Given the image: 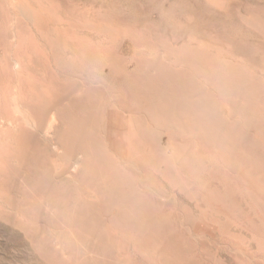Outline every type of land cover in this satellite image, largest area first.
Returning a JSON list of instances; mask_svg holds the SVG:
<instances>
[{"label": "rangeland", "instance_id": "rangeland-1", "mask_svg": "<svg viewBox=\"0 0 264 264\" xmlns=\"http://www.w3.org/2000/svg\"><path fill=\"white\" fill-rule=\"evenodd\" d=\"M256 1L0 0V264H172L173 252L115 223L122 209L108 204L105 186L123 176L133 181L125 191L161 204L179 264H264V0ZM132 75L172 93L194 87L205 117L209 97L210 137L206 126L184 131L183 115L171 126L156 119L144 97L127 95ZM125 117L137 120L124 148L138 173L115 151V121Z\"/></svg>", "mask_w": 264, "mask_h": 264}, {"label": "bare ground", "instance_id": "bare-ground-1", "mask_svg": "<svg viewBox=\"0 0 264 264\" xmlns=\"http://www.w3.org/2000/svg\"><path fill=\"white\" fill-rule=\"evenodd\" d=\"M256 1V0H255ZM258 1V0H257ZM256 1V2H257ZM261 3L263 2V0H259ZM258 1V2H259ZM260 3V4H261ZM263 4V3H262ZM256 5V4H255ZM264 5V4H263ZM222 6V5H221ZM239 10V9H238ZM240 11V10H239ZM238 11V12H239ZM215 13V12H214ZM244 13V12H243ZM239 14V13H238ZM243 15V14H242ZM255 49V48H254ZM244 50V49H243ZM252 52V51H250ZM255 54V53H254ZM259 54V53H258ZM251 57V56H250ZM135 75H132V77H129V79H127L125 82H124V85H125V89L127 91V95L131 98H134V97H137V96H141V97H144L147 102L145 105L146 108L150 111L153 112L155 118L159 119V120H164L166 123L168 122L171 125L174 124V122H178V119L181 115H183V117L187 120H189V122H186L184 124H187V126L183 125L182 126V129L184 131L186 130H190L191 128L190 127H195L197 126L199 129H203L204 126H206V128L209 130L208 131V135L210 137V128L212 127L213 125V121L211 119V112H210V100H209V97H208V108H207V114H206V117L203 116L204 114V110L202 109V106H201V101H197L198 103L197 104H194L192 102V99H191V95L194 94L195 92V89L194 87H190V86H186L183 84V92H180V91H177V93H172V92H168V91H165L163 89H161V87L158 86V84L156 85V87H151L150 85H148L147 83L143 84L142 82H137L135 81ZM138 78V77H137ZM98 80V78H97ZM158 86V87H157ZM96 89L94 88V91L96 90V93H95V96L97 97L98 96V83L96 82V85H95ZM101 88V87H100ZM181 90V89H180ZM182 91V90H181ZM86 92H89L86 91ZM103 92V91H102ZM93 93V91L91 92V94ZM200 93V92H199ZM101 94V93H100ZM88 95V94H87ZM90 95V93H89ZM155 95L156 97L155 98H152V96ZM195 96L197 95L196 93L194 94ZM193 95V96H194ZM204 95V94H202ZM91 96V95H90ZM89 96V97H90ZM87 97V96H86ZM99 97V96H98ZM140 97V98H141ZM183 97V99H182ZM139 98V99H140ZM143 98V99H144ZM95 99V98H94ZM196 99V98H195ZM91 100V98H90ZM135 100V99H134ZM116 101V100H115ZM127 101V100H126ZM126 101H123L126 102ZM118 102V101H117ZM128 102V101H127ZM131 102V101H130ZM139 103V101H137ZM145 102V100H144ZM99 103V102H98ZM88 104V103H87ZM97 105V104H96ZM125 105V104H123ZM134 105V104H133ZM99 106V105H98ZM196 106H197V109H196ZM97 106H95L96 108ZM84 108V106H83ZM141 108V107H140ZM144 109V107H142ZM129 109V112H130V108L128 107ZM133 109H137V108H133ZM137 111V110H136ZM226 111V110H225ZM139 112V111H138ZM142 112V111H141ZM144 113V112H143ZM148 113V111H147ZM151 113V112H150ZM137 114V113H136ZM146 114V113H145ZM140 115V113L138 114ZM142 115V114H141ZM144 115V114H143ZM142 115V116H143ZM132 116V115H131ZM120 117V116H119ZM134 118V117H133ZM144 118V117H143ZM146 118V117H145ZM144 118V119H145ZM138 119V118H137ZM234 119V118H233ZM236 119V118H235ZM234 119V120H235ZM115 120V119H114ZM130 120L132 121L130 123ZM146 120V119H145ZM133 121H137V120H134V119H131L128 117V120L127 118L125 117L124 119L121 118L120 119H117L115 121V125H114V128L116 129L115 131V134L117 136V139H116V143H117V146H116V149L115 151L118 153V155H120L121 159H122V163H124V165H127L128 168H130L132 171H137L135 173H138L140 172L138 167L136 166L137 164H135L133 162V157H130L132 155H128V151H125V148H124V140H125V137L127 136L128 133H130V130L132 129L131 126H133ZM53 122V120L51 121ZM51 122H50V125H51ZM227 122V121H226ZM127 123V124H126ZM140 123V122H139ZM223 124V123H221ZM226 125V124H225ZM142 126V125H141ZM146 126V125H145ZM152 126V125H151ZM220 126V125H218ZM230 126V125H229ZM143 127V126H142ZM141 127V128H142ZM148 127V126H147ZM150 127V126H149ZM179 127H181V125H179ZM178 127V128H179ZM222 127H224V125H222ZM227 127V126H226ZM130 128V129H129ZM153 128V127H152ZM177 128V127H176ZM196 128V127H195ZM228 128V127H227ZM230 128V127H229ZM228 128V129H229ZM50 129V128H49ZM147 129V128H145ZM151 129V128H150ZM149 129V131H150ZM154 129V128H153ZM141 130V129H139ZM148 130V129H147ZM175 130V129H174ZM173 130V131H174ZM114 131V130H113ZM132 131V130H131ZM134 131V130H133ZM136 131V130H135ZM162 131V130H161ZM164 131V130H163ZM168 131V130H167ZM137 132V131H136ZM135 132V133H136ZM140 132V131H139ZM144 132L146 133L147 131L144 130ZM144 132H141L139 133V135H143ZM170 132V131H169ZM225 132V131H223ZM143 133V134H142ZM155 133V132H153ZM152 133V134H153ZM168 133V132H166ZM189 133V132H188ZM192 133V132H191ZM148 134V133H147ZM145 134V136L147 135ZM185 134V133H184ZM195 134V133H194ZM199 134V133H198ZM226 134V132L224 133ZM49 135V134H48ZM137 135V134H136ZM140 135V136H141ZM178 135V134H177ZM187 135V134H185ZM191 135V134H190ZM120 136V137H119ZM135 135H133L134 137ZM138 136V135H137ZM140 136L138 139H140ZM181 136V135H180ZM183 136V135H182ZM233 136V135H232ZM119 137V138H118ZM136 137V136H135ZM171 137V136H170ZM176 137V135H175ZM189 137V136H187ZM132 138V137H131ZM205 138V137H204ZM115 139V138H114ZM133 139V138H132ZM136 139V138H134ZM137 139V141H138ZM143 140V139H140V141ZM170 140V138H169ZM184 140V139H183ZM206 140V138H205ZM232 140V139H231ZM114 141V140H113ZM197 141V140H196ZM204 141V140H202ZM207 141V140H206ZM131 142H133L131 140ZM136 142V141H135ZM186 142H188L186 140ZM115 143V144H116ZM174 143V142H173ZM173 143H171L173 145ZM192 143H195L192 142ZM215 143H217L218 145H220L221 149L225 152H228L230 153V156H231V161H233L234 163L233 164H236L238 163V154L236 153V151L234 152L232 147H231V142L229 141H226L224 140V138H219L217 141H215ZM114 144V142H113ZM113 144H111L113 146ZM128 144V143H127ZM180 144V143H179ZM178 144V145H179ZM204 144V143H203ZM211 144V143H210ZM177 145V144H176ZM185 145V144H184ZM189 145V144H188ZM197 145V144H196ZM213 145V144H212ZM133 146V145H132ZM174 146V145H173ZM181 146V145H180ZM193 146V145H192ZM198 146V145H197ZM206 146V145H205ZM209 146V145H208ZM54 147H56V145H53V149ZM179 147V146H177ZM176 147V148H177ZM199 147V146H198ZM215 147V146H214ZM196 148V147H195ZM205 148V147H204ZM89 149V148H88ZM153 149V148H152ZM175 148H173L174 150ZM200 149V148H199ZM202 149V148H201ZM218 149V148H217ZM159 150V149H158ZM188 150V149H187ZM198 150V149H197ZM196 150V151H197ZM214 150V149H213ZM212 150V151H213ZM220 150V149H219ZM255 150V149H254ZM177 151V150H175ZM192 151V150H191ZM238 151V150H237ZM127 152V153H126ZM154 152V150L152 151ZM181 152V151H179ZM178 152V153H179ZM189 152V151H188ZM155 153V152H154ZM186 153V152H185ZM184 153V154H185ZM236 153V154H235ZM251 153V152H250ZM252 153H256V152H252ZM135 154V153H134ZM191 154V153H190ZM189 154V155H190ZM151 155H153V153H151ZM159 155V153L157 154ZM162 155V154H161ZM188 154H186L187 156ZM192 156V155H191ZM195 156V155H194ZM217 156V155H216ZM255 156V155H254ZM146 157V156H145ZM150 157V156H149ZM158 157V156H157ZM162 157V156H160ZM169 157V156H167ZM241 157V155H240ZM171 158V157H170ZM193 158V157H192ZM195 158V157H194ZM218 158V156H217ZM243 158H244V155H243ZM76 158L74 157V160ZM79 159V158H77ZM151 159H152V156H151ZM154 159V158H153ZM161 159V158H160ZM172 159V158H171ZM213 159V158H212ZM241 159V158H239ZM155 160V159H154ZM157 160V158H156ZM164 160V159H163ZM182 160V159H181ZM190 160V159H189ZM244 160V159H243ZM69 161V160H68ZM204 161V160H203ZM209 161V160H207ZM248 161V160H247ZM70 162V161H69ZM73 163V161H71ZM148 162V161H147ZM146 162V164H147ZM151 162V161H150ZM158 162V161H157ZM160 163H162V161H159ZM175 162V160H174ZM102 164V162H100ZM140 163V162H139ZM159 163V164H160ZM173 163V161H172ZM79 161L78 160H75L74 161V164L71 165L74 168L76 167H79ZM149 164V163H148ZM166 164V163H164ZM176 164V163H175ZM211 164H213L211 162ZM216 164V163H215ZM250 164V163H249ZM33 165V164H32ZM78 165V166H77ZM174 165V164H173ZM173 165H172V169H173ZM184 165V164H183ZM204 164H202L203 166ZM80 166H81V162H80ZM155 166V165H154ZM153 166V167H154ZM211 166V165H210ZM219 166V165H218ZM144 167V166H143ZM157 167V166H156ZM171 167V166H170ZM178 167V166H177ZM205 167V166H204ZM209 167V166H208ZM148 168V167H147ZM219 168V167H218ZM253 168V166H252ZM78 169V168H77ZM153 169V168H152ZM178 169V168H177ZM211 169V168H209ZM208 169V171H210ZM223 169V168H221ZM228 169V168H227ZM226 169V170H227ZM230 169V168H229ZM69 170V169H67ZM76 171V169H74ZM117 170V168H116ZM149 170V169H148ZM186 170V169H185ZM233 170V169H232ZM254 170V169H252ZM258 170V169H256ZM255 170V171H256ZM112 171V170H111ZM142 171V169H141ZM221 171V170H220ZM110 172V171H109ZM186 172V171H185ZM261 172V171H259ZM67 173V172H66ZM72 173H73V170H72ZM207 173V172H205ZM227 173V172H225ZM232 173V172H231ZM235 173V172H234ZM143 174V173H142ZM183 174V173H181ZM220 174V173H219ZM228 174V173H227ZM262 174V172H261ZM69 175V174H68ZM72 175V174H71ZM99 175V174H98ZM101 175V174H100ZM108 175V173H107ZM128 175V174H126ZM225 175V174H224ZM254 175V174H253ZM184 176V175H183ZM183 176H181L183 178ZM188 176V175H187ZM222 176V175H221ZM236 176V175H235ZM234 176V177H235ZM75 177V176H74ZM103 177V176H102ZM117 177V176H116ZM125 176L119 178V180H112L111 183L109 184V187L106 188L105 186V199L107 198L108 200V204H111V205H116L119 207V209H122L120 210L116 217H115V223L116 224H119L125 228H132L134 229L135 231H137L139 234H141L143 237L145 238H148L152 241H154L156 244H158L159 246H161L164 250H169L170 253L173 252V254L175 255L174 258H173V261H171L170 263L172 264H179L178 262V258H180L181 256V250L178 249V245L174 239H173V236L170 234L169 230H170V227L168 226V223H167V220L165 219L164 217V214L162 213L161 209L159 208V206H155L153 204H151L149 201H147L145 198H143L139 193H135L133 191V189H128L127 191H125L123 188H122V184H127L128 185V188L130 187L131 188V181L132 179H129V177L126 179H124ZM76 178V177H75ZM72 179V178H71ZM100 179V178H99ZM102 179V178H101ZM181 179V178H180ZM193 179V178H192ZM191 179V180H192ZM261 179V178H260ZM70 180V179H68ZM67 180V181H68ZM96 180V179H95ZM106 180V179H105ZM109 179H107L108 181ZM190 180V179H189ZM217 180V178H216ZM62 181V180H61ZM199 181V180H198ZM262 181V180H260ZM99 182V181H98ZM97 182V183H98ZM102 181H100L99 185L101 184ZM139 182V181H138ZM193 182V180H192ZM197 182V181H196ZM227 182V181H226ZM95 183V182H94ZM134 184V183H133ZM184 184V183H183ZM227 184V183H226ZM95 185V184H94ZM98 185V186H99ZM126 185V186H127ZM143 185V184H142ZM145 186V185H144ZM125 187V185H124ZM103 190V189H102ZM141 190V189H140ZM99 192V191H97ZM103 192V191H102ZM104 193V192H103ZM204 193V192H202ZM145 194V193H144ZM97 195V193H96ZM162 195V194H161ZM103 196V195H102ZM163 196V195H162ZM166 197V196H165ZM100 198V197H98ZM156 198V197H155ZM167 198V197H166ZM158 199V197H157ZM164 199V197H163ZM168 199V198H167ZM171 199V198H170ZM101 200V199H100ZM159 200V199H158ZM224 200V199H223ZM102 201V200H101ZM166 201V200H165ZM170 201V200H169ZM167 202V201H166ZM92 203V202H91ZM100 203V202H99ZM169 203V202H168ZM167 203V204H168ZM90 204V203H89ZM107 204V206H108ZM87 206V205H86ZM102 206V204H101ZM88 207V206H87ZM87 209V208H86ZM92 211H93V208H90ZM89 209V210H90ZM118 209V208H117ZM88 210V209H87ZM88 210V211H89ZM87 211V212H88ZM115 211V210H114ZM113 211V212H114ZM113 212H112V215H113ZM165 213V212H164ZM19 214V213H18ZM186 218L188 219V222L192 221V220H189L191 219V216L190 215V212H185L184 213ZM111 216V215H110ZM109 216V217H110ZM197 217V215H196ZM197 220V218H196ZM108 222V221H107ZM197 222V221H195ZM193 225V224H192ZM196 225V224H195ZM194 225V226H195ZM190 227V225H189ZM193 227V226H191ZM188 229V228H187ZM191 230V229H190ZM173 231H175L173 229ZM192 232V230H191ZM194 235V234H193ZM188 236V235H187ZM141 237V236H140ZM176 238V237H175ZM180 239V238H177V240ZM181 240V239H180ZM202 244V243H201ZM141 245V244H140ZM184 246V245H183ZM16 247V246H15ZM141 247V246H140ZM186 247V246H185ZM142 248V247H141ZM184 249V248H183ZM182 249V250H183ZM30 252V251H29ZM189 252V251H187ZM185 253V251H184ZM4 254V253H3ZM160 254V253H159ZM186 254V253H185ZM161 255V254H160ZM165 255V254H164ZM170 255V254H169ZM183 256H187V255H183ZM171 257V256H170ZM165 258V257H164ZM167 258V257H166ZM171 259V258H170ZM183 259V258H182ZM187 259V258H186ZM192 260V259H191ZM190 260V262H191ZM93 261V260H92ZM97 260H95L96 262ZM186 261V260H185ZM1 262V261H0ZM33 262V260H32ZM31 262V263H32ZM105 262V261H104ZM166 262V261H165ZM187 262V261H186ZM193 262V260H192ZM28 263V262H27ZM185 263V262H184ZM188 263V262H187ZM186 263V264H187ZM9 264V262H8ZM44 264V263H43ZM95 264V263H94ZM99 264H103V262H100ZM164 264V263H163ZM193 264V263H191Z\"/></svg>", "mask_w": 264, "mask_h": 264}, {"label": "crops", "instance_id": "crops-1", "mask_svg": "<svg viewBox=\"0 0 264 264\" xmlns=\"http://www.w3.org/2000/svg\"><path fill=\"white\" fill-rule=\"evenodd\" d=\"M31 87H32V86H31ZM31 87H30V88H31ZM29 94H30V96H31V95H35V89H34V88L32 89V93H31V90H30V93H29ZM47 104H48V103H47ZM41 110H42V111H47V110H49V108L46 107L45 109L42 108Z\"/></svg>", "mask_w": 264, "mask_h": 264}]
</instances>
